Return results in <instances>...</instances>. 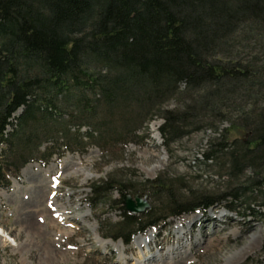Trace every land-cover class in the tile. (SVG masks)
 <instances>
[{"label": "trees", "instance_id": "obj_1", "mask_svg": "<svg viewBox=\"0 0 264 264\" xmlns=\"http://www.w3.org/2000/svg\"><path fill=\"white\" fill-rule=\"evenodd\" d=\"M157 116L166 148L213 131L200 154L226 188L180 196L147 179L160 205L131 214L129 185L95 182L87 199L122 212L114 239L217 205L264 212V0H0V191L31 161L136 142Z\"/></svg>", "mask_w": 264, "mask_h": 264}, {"label": "rangeland", "instance_id": "obj_2", "mask_svg": "<svg viewBox=\"0 0 264 264\" xmlns=\"http://www.w3.org/2000/svg\"><path fill=\"white\" fill-rule=\"evenodd\" d=\"M179 98L163 108H176ZM162 123L160 116L152 119L136 142L93 143L84 154L67 151L46 165L31 161L19 174H10L11 186L0 192V264H137L142 251L110 235L121 210L87 199L90 185L104 178L129 185L128 195L144 197L153 206L160 204L152 201L144 184L160 176L180 196L224 190L227 179L218 167L203 163L200 154L213 131L191 126L188 135L166 148ZM235 133L245 135L241 129ZM112 195L120 197L116 190ZM258 208L243 216L217 205L148 228L156 254L149 264H264V212Z\"/></svg>", "mask_w": 264, "mask_h": 264}, {"label": "bare ground", "instance_id": "obj_3", "mask_svg": "<svg viewBox=\"0 0 264 264\" xmlns=\"http://www.w3.org/2000/svg\"><path fill=\"white\" fill-rule=\"evenodd\" d=\"M63 214H65V212ZM62 216H64V215H62ZM144 235L145 236L139 235V236L135 237L133 242H132L135 247H138L140 252L142 251L139 258L137 259V264H149L150 260H154L156 258V254L152 253V249H154V248L151 245L153 243L154 236L152 235V233H147V235L146 234H144ZM184 235H186V233H184ZM116 246L120 250H122V254H121L122 258H125V255L123 254V252L125 251V248L122 245V243L116 244ZM171 249L172 248H170V250ZM175 264H177V263H175Z\"/></svg>", "mask_w": 264, "mask_h": 264}, {"label": "water", "instance_id": "obj_4", "mask_svg": "<svg viewBox=\"0 0 264 264\" xmlns=\"http://www.w3.org/2000/svg\"><path fill=\"white\" fill-rule=\"evenodd\" d=\"M125 206L131 213L138 214L144 212L148 207H150V202L139 195H136L135 198L131 195H127L125 197Z\"/></svg>", "mask_w": 264, "mask_h": 264}]
</instances>
